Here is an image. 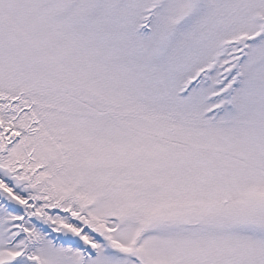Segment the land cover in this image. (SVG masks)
Returning a JSON list of instances; mask_svg holds the SVG:
<instances>
[{"label": "snow or ice", "instance_id": "obj_1", "mask_svg": "<svg viewBox=\"0 0 264 264\" xmlns=\"http://www.w3.org/2000/svg\"><path fill=\"white\" fill-rule=\"evenodd\" d=\"M0 264H264V0H0Z\"/></svg>", "mask_w": 264, "mask_h": 264}]
</instances>
